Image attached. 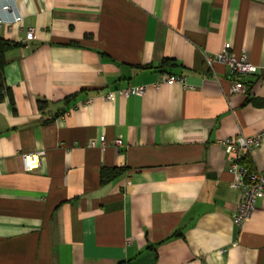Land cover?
I'll return each instance as SVG.
<instances>
[{
    "label": "crops",
    "instance_id": "obj_1",
    "mask_svg": "<svg viewBox=\"0 0 264 264\" xmlns=\"http://www.w3.org/2000/svg\"><path fill=\"white\" fill-rule=\"evenodd\" d=\"M0 37V264H264V197L233 223L221 144L264 129V0H0Z\"/></svg>",
    "mask_w": 264,
    "mask_h": 264
},
{
    "label": "built area",
    "instance_id": "obj_2",
    "mask_svg": "<svg viewBox=\"0 0 264 264\" xmlns=\"http://www.w3.org/2000/svg\"><path fill=\"white\" fill-rule=\"evenodd\" d=\"M2 12L9 11L8 6L1 8ZM21 18L15 17L13 23H19ZM33 29H28L26 33L27 39L33 38ZM207 62L212 64L217 61L226 64L230 68V75L232 78L250 76L257 72V67L248 62L244 56L236 57L228 51H223L214 57H207ZM167 83H179L183 87L186 86L184 77L169 76ZM145 86L129 87L125 90L117 91L118 94L129 97L132 95H141L145 92ZM244 90V85L240 82L234 83L232 93H239ZM114 93L106 95L107 100H112ZM99 145L104 146L105 139L100 137ZM264 142V129H261L251 135L245 136L243 134L234 137L226 138L221 141L228 152V167L227 172L232 177L230 187L240 193V199L235 206L232 216L233 223L236 226H241L247 222L254 213L255 205L258 199L264 197V171H257L249 169L244 163V159L250 155ZM116 146H121V140H114ZM95 141H91L90 145L95 146ZM42 153L24 154L22 155V162L25 170L33 171L38 168Z\"/></svg>",
    "mask_w": 264,
    "mask_h": 264
},
{
    "label": "trees",
    "instance_id": "obj_3",
    "mask_svg": "<svg viewBox=\"0 0 264 264\" xmlns=\"http://www.w3.org/2000/svg\"><path fill=\"white\" fill-rule=\"evenodd\" d=\"M14 44L9 42V41H5L3 40L1 37H0V74H1V71L4 67V54L5 52L13 47ZM167 61L163 62L166 63ZM3 88V85H2V79L0 78V92ZM122 170L120 169H108V170H102L101 171V176L102 178L106 177L107 179H111V178H115L116 176H118L120 174Z\"/></svg>",
    "mask_w": 264,
    "mask_h": 264
}]
</instances>
